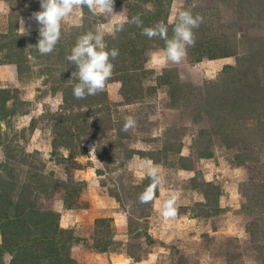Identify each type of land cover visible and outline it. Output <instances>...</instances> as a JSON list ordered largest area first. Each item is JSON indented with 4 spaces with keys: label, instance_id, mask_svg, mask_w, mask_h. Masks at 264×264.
<instances>
[{
    "label": "rangeland",
    "instance_id": "1",
    "mask_svg": "<svg viewBox=\"0 0 264 264\" xmlns=\"http://www.w3.org/2000/svg\"><path fill=\"white\" fill-rule=\"evenodd\" d=\"M162 1H169L168 8H160L167 13V24H171L180 10H188L194 16L199 14L203 20L193 30L195 41L203 44L204 49L214 42L224 43L231 55L215 59L204 57L195 62L187 53L180 63L160 62L159 53L163 48L156 42L159 37L153 41L146 38L142 68L129 71L135 78L139 77V90L135 95L128 94L130 102L124 101L125 88L121 80L115 78L127 76L114 73L103 91L88 97L91 102L102 100L101 110L76 121L84 126L95 124L100 136L96 139L76 136L84 130L80 129L75 131V137L68 139V146H64L66 139L61 140L56 133L62 132L68 122L58 118L71 109L64 105L61 90L53 91L50 86L54 82L58 85L64 74L67 77L64 85L73 94L76 81L70 78L77 69L66 59L73 48L71 44H76L78 37L97 27H102L104 39L115 36V26L124 23L123 18L127 17V2L114 0L113 12L121 13L117 16L93 17L86 15L82 8L75 10L62 23L61 36L53 52L46 55L37 52V56H33L30 51L35 49L39 39V25L33 13L41 10L39 0H0V44L19 35L22 38L20 49L26 53L29 66L21 73L14 63L0 62V89L8 90L6 107L11 109L13 105L16 109L6 118V123L0 122V131L3 136L6 134V142L14 148L16 157L10 166L16 175L15 181H21L27 171L29 175L38 174L48 185L61 181L77 186L72 208L88 206L91 199L85 191L88 178L96 188V195L120 196L122 205L113 196L111 198L122 212L126 231L120 226L116 228L112 214L106 212L107 217L100 218L106 219L104 224L94 230L96 234L87 242L93 245V240L99 237L104 241L110 239L107 250L98 251L102 252V260H109V264L115 257L128 258L129 264H264V0ZM141 9L149 17H154L158 10L152 3H144ZM158 19H163V14ZM3 34L9 37L3 39ZM6 51L4 46L0 56ZM206 51L213 53L210 49ZM118 63L114 69L119 67ZM227 65L235 69L224 75ZM165 68H173L177 84L184 86L179 101L169 98L167 85H159L157 78ZM213 82L215 86L211 85ZM219 85L223 94L229 93L238 100L245 94L238 101L239 110L233 111L234 116L229 113L230 109L223 108L222 103L228 98L216 94ZM249 101L255 106L254 111L252 107L244 110ZM89 104L82 105V109L96 111L97 106ZM212 106L223 113L221 126L217 127L228 136L227 141L213 136L204 147L196 142V133L209 128L211 120L205 111ZM128 116L134 117L136 124L124 132L121 129ZM31 121H34L33 130L29 126ZM168 144V152L160 153L159 150ZM80 145L85 147V154H81ZM93 148L94 152L90 153ZM199 148L210 155L198 157ZM132 150L138 153L127 158ZM140 151L145 156L157 157V161L142 157ZM3 159L0 145V162ZM144 160L158 165L162 177L157 195L148 204L138 200L146 178L141 176L139 167ZM2 175L0 189L4 188L2 180L8 179L5 172ZM205 183L220 188L217 200L210 195L205 198L202 192L207 188L202 185ZM64 191L59 186L47 190L53 194L49 198L58 197L59 193L64 198ZM47 192L34 197L40 211H49L46 203L38 202L48 198L44 196ZM173 196L176 215L164 217L161 206ZM253 204L252 211L244 208ZM217 206L221 211L214 214ZM64 208L68 209L65 205ZM202 211L211 215L204 216ZM99 214L100 211H96L92 215ZM129 219L138 230H130ZM122 236H127L124 244L119 238ZM76 238L66 246L68 257L75 264H95L96 256L92 253L97 250L92 247L89 253L77 248L79 263L73 258L71 246L84 244V239ZM42 252L39 249L37 255L41 256ZM54 254L57 252L49 257L55 258ZM11 258V253L4 252L0 264H9ZM41 262L48 264L49 258Z\"/></svg>",
    "mask_w": 264,
    "mask_h": 264
},
{
    "label": "trees",
    "instance_id": "2",
    "mask_svg": "<svg viewBox=\"0 0 264 264\" xmlns=\"http://www.w3.org/2000/svg\"><path fill=\"white\" fill-rule=\"evenodd\" d=\"M119 1H126L128 6V13L127 18L130 19L133 16L139 15L141 20L143 21L144 27H151L158 23L159 21L166 23V14L164 9L168 8L169 1H162V0H119ZM144 3H152L154 6H156L157 13L154 17H149L146 13H144L143 9H141V6L144 5ZM160 8H164L162 11ZM83 12L86 15H90L93 17H99L100 15H93L86 7L82 8ZM160 14H163V19L159 20L158 16ZM124 27L121 31H116V35L113 37H106L104 40L107 44V47L109 49L111 48H117L119 49V55L116 57L115 60L112 61L114 64H120L117 69H113V74L116 75L120 73H124V76L118 75L117 79L121 80V85L125 88L124 89V101H129L130 95H135V92L139 90L138 82L139 77H134L133 72L134 69H141L142 68V61H144V58H141L143 51L145 50V42L146 38L141 34V28L137 27L133 23H123ZM17 36V35H16ZM168 36H172V24H168ZM9 37L5 34L2 35V38ZM156 38V37H154ZM154 38L151 40L147 38L149 41H153ZM0 44V50L4 48V46L7 47V51L3 53V55L0 56V62H10L14 63L17 67V70L19 72H25L29 69L28 63H27V56L26 53L22 51L21 44L19 42L22 41V38H19V35L17 38L12 39V37L6 42ZM18 41V44H17ZM157 44L159 47L164 48L165 47V41L162 39H158ZM75 44H71L73 47ZM69 45V48H71ZM213 50V53H209L208 50ZM217 50V51H216ZM216 51V52H215ZM37 50L32 49L30 53L33 56H37ZM188 55L190 56V59L192 61H200L202 58L206 57L208 59H215L219 57H226L231 55V52L228 50V47L226 44L221 43L218 45V43L214 42L209 46L208 48L204 49V45L195 41L194 46H191V49L187 51ZM195 54V56H193ZM123 63H126L125 65ZM235 68L232 65H227L224 67L223 74L226 75L229 72L233 71ZM230 70V71H229ZM173 68H165L163 69L162 73L158 76V82L159 85H167L169 98H171L173 101H179L181 95H183V84L178 83L176 74L173 73ZM62 77L60 78V81L57 85V83L54 82V85H51V90H61L63 94V103L64 105L71 109L68 113H61L60 117L58 119H61L62 121H67L68 126L62 127V132H57L56 134L60 135L61 140L66 139L64 141V146H66L70 141H68L69 138L75 137V134L80 129L82 130V133H77L76 136L84 135V136H90L93 138H97L100 136V131L98 128L95 127V124L88 123L84 125L78 124L76 122L79 118L83 117L84 115H92L97 111H100L102 108V100L99 102H94L91 100H88V97L94 96H86L83 99H77L73 96V94H70L69 87L65 86L64 83L67 80V77H64V74H61ZM48 81V80H47ZM216 83H212V86H215ZM127 86V88H126ZM122 87V88H123ZM219 89H216V94L226 96L228 98L227 102H223V108L230 109L229 113L234 116V112H236L238 109V101H241L244 93L242 94L241 98L238 100L237 97L234 98L229 93L223 94L221 91L220 85L218 86ZM122 92V93H123ZM8 90L6 89H0V122L4 121L6 123V118L10 116L11 114L15 113V108L6 107V100L8 99ZM129 94V96H128ZM96 95V94H95ZM104 100V99H103ZM221 102V99L218 100ZM223 101V100H222ZM90 103V104H89ZM93 105L97 106L96 111H85L82 109V105ZM249 107H252L254 111L255 106L252 105V103L249 101V106L244 108V110H247ZM214 106L209 107L210 110H206L205 114L206 117H209L210 124L209 128H203L197 131L196 133V142L199 141L200 145H204L211 142V137H217L218 139H221L222 141H227V134L221 132L220 128L217 126H221V119L222 114L220 111H215L213 109ZM232 108V111H231ZM251 111V112H252ZM98 113V112H97ZM239 115V114H238ZM238 115L235 118H238ZM56 115L55 117H57ZM56 118V120H58ZM224 123L222 124L223 127ZM30 130L34 129V121L30 122ZM84 126V128H83ZM83 137V136H82ZM7 136L3 132L0 131V145L2 146V150L4 153V159L2 162H0V180L3 177L2 172H5L8 176V179L2 180V185H4V188L0 189V234L2 242L0 244V257L4 254V252H9L12 254V258L9 262V264H42L41 260H44V258H49L48 264H75V262L68 257V248L66 247L67 244L71 240H77L75 237L69 232H66L65 230L59 228L58 226V220H59V213L53 212V211H40L35 204V199L38 194L39 196H42V192H47L49 187H52V189L56 188L57 186L64 188L65 197L63 198V204L66 206V208L70 209L72 208L74 202H72V199L75 194L78 192V187L74 186L72 184L66 185L61 181H57L54 184L48 185L45 184L42 181V178L38 174L29 175L27 171L24 174V177L21 179V181H15L16 175L13 173V168L10 166L12 162L14 161V158L16 157L14 154V148L10 146L9 142H6ZM71 140V139H70ZM63 142V141H62ZM57 144L54 146L56 148ZM68 146V145H67ZM71 146V145H69ZM168 145H164L161 150H159L160 153H166L168 152ZM79 149L81 150V154H85L84 151L86 150L85 147L83 149V146L80 145ZM138 153V151H129V154H127V158L134 155V153ZM197 156L203 157L210 155L209 153L206 154L203 152L200 148L197 149ZM139 154L142 157H145L146 159H151L153 161H157V157L154 156H145L144 152L140 151ZM184 157L181 156V159ZM184 168V167H183ZM189 168V167H185ZM150 181L145 178L141 185V190H145V188L149 185ZM77 185L78 183H73ZM83 184V182L81 183ZM144 185V186H143ZM202 185H206L207 188L203 189V195L205 198L208 199V196L210 195L215 200H217V196L220 194V188L211 183H205ZM53 192V191H52ZM52 192L45 193L44 196L46 197H52ZM156 195H157V189H156ZM111 196H113L117 202H119L121 205L123 201H121L120 196H115L111 193ZM255 202V201H253ZM252 202V203H253ZM244 208L248 210H253L255 208V204L253 205H246ZM221 209L217 206L215 208L214 214L220 212ZM264 212V211H263ZM204 216H209L211 213L207 211H202ZM106 219H96L95 220V230L98 228V226H102L104 224ZM131 219H129V228L130 230H138L139 227H135L131 222ZM65 234V235H64ZM96 234V233H95ZM83 243L87 247H92L97 251H105L107 250L108 246L111 244L110 239H106L105 241L99 237L97 239H94L93 245H88L84 240ZM62 249L60 253H58L59 249ZM43 250L41 253V256L37 255L38 250ZM55 258H50L49 256L53 253H56ZM64 254V255H63ZM63 255V258H62ZM61 256V257H60ZM59 257V258H58ZM64 260V261H63Z\"/></svg>",
    "mask_w": 264,
    "mask_h": 264
},
{
    "label": "clouds",
    "instance_id": "3",
    "mask_svg": "<svg viewBox=\"0 0 264 264\" xmlns=\"http://www.w3.org/2000/svg\"><path fill=\"white\" fill-rule=\"evenodd\" d=\"M41 10L33 13V17L39 25V39L34 46L41 55L50 54L55 49L60 36L62 23L68 19L75 10L86 7L93 15L117 16L113 12L114 0H39ZM125 23H133L141 28V34L148 39L159 37L165 41V47L160 51V62L180 63L187 54V49L195 44L194 29L199 27L203 17L193 15L188 10L178 11L172 24V36H168V24L158 22L151 27H144L139 15L130 19L124 17ZM124 24H117L114 31L123 30ZM22 32L25 29L22 26ZM23 35V34H22ZM119 55V49L107 47L104 40L102 27L95 31H88L78 37L76 44L66 57L69 63L76 66L71 79H75L73 96L83 99L86 96L95 95L105 89L106 81L113 75V60ZM136 124L135 118H125L122 131L127 132ZM94 152V148L90 153ZM97 159V157H95ZM141 176L146 177L150 183L139 195L138 200L142 204H148L154 200L156 189L162 182L160 167L151 160H144L139 165ZM176 198L170 197L161 206L164 217L176 215Z\"/></svg>",
    "mask_w": 264,
    "mask_h": 264
},
{
    "label": "crops",
    "instance_id": "4",
    "mask_svg": "<svg viewBox=\"0 0 264 264\" xmlns=\"http://www.w3.org/2000/svg\"><path fill=\"white\" fill-rule=\"evenodd\" d=\"M91 181H92L91 178H88L86 180L87 189L85 191L87 192V194L90 195V198H91L88 203V206L82 205V207L79 206V208L65 209L63 205V198L61 197L60 193L58 197L54 196L53 198L40 199L38 201L40 203H46L45 204L46 209L59 213V220H58L59 228L63 230H69V231L72 230L70 231V233L74 237L84 239L86 243L89 242V238H91V236L93 237L95 234L94 233L95 220H96L95 218L100 219V218L107 217L106 212L112 214L111 216L112 222L116 228L120 226L121 230L126 231L125 220L122 219V212L118 209L117 203L111 198V196L102 197V196L96 195L95 194L96 188H94V184ZM90 189H93V190L91 191ZM80 202L81 201H79V203ZM96 211H100V214L97 216L92 215L96 213ZM126 237L127 236L119 237L120 241L123 242V244H124L123 240L126 239ZM77 248H78V251H81L82 253H84V251L86 250L89 253V249H91L85 246L84 244H73L71 246V255L73 256V258L77 260V262L79 261V259L77 258L78 257L77 253H79L77 251ZM92 254H95L96 256V258L94 259V262H96L95 264H109V260L106 262L102 260V256H101L102 252L96 251ZM107 254L109 253L107 252ZM128 262H129L128 258L122 260V258L120 257H115V260L111 261L112 264H129Z\"/></svg>",
    "mask_w": 264,
    "mask_h": 264
}]
</instances>
